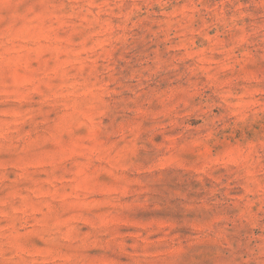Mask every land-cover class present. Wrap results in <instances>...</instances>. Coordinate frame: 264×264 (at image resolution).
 Returning <instances> with one entry per match:
<instances>
[{"label":"rangeland","instance_id":"rangeland-1","mask_svg":"<svg viewBox=\"0 0 264 264\" xmlns=\"http://www.w3.org/2000/svg\"><path fill=\"white\" fill-rule=\"evenodd\" d=\"M0 264H264V0H0Z\"/></svg>","mask_w":264,"mask_h":264}]
</instances>
